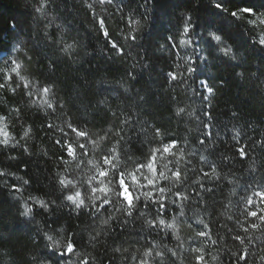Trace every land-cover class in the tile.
I'll return each mask as SVG.
<instances>
[{
  "label": "trees",
  "instance_id": "obj_1",
  "mask_svg": "<svg viewBox=\"0 0 264 264\" xmlns=\"http://www.w3.org/2000/svg\"><path fill=\"white\" fill-rule=\"evenodd\" d=\"M35 2L36 0H0V48H10L17 39L26 42L27 56H32V60L28 62L26 56L24 57L26 71L23 74L26 76L30 74L32 79L42 77L49 61L57 59L56 71L50 78L55 81L57 98L61 102H66V107L62 111L57 107L55 116L60 118L56 119L50 109L42 106L39 99L35 105H30L26 98L6 89L0 90V115L8 117L6 123L9 125L11 135L22 143L24 131L30 130L27 145L32 153L28 155L21 154L20 150H4L5 155H0V167L30 181L29 185L24 186L27 191L22 193L13 194L8 188H0V264H31L30 254L40 257L51 256L52 253L44 247L47 241L42 238L41 231L49 230V225L55 227L56 224L53 221L58 218L66 221V230L69 234L73 232L77 234L78 243L81 245L78 250L103 257L105 251L103 247L97 245V248L93 250L88 244L87 229L89 225H92L94 218L81 215L77 219L75 214L69 217L68 209L49 215L39 208L35 200H29L28 197L32 196L45 201L52 198L59 200L56 190L59 177L56 174L59 173L60 176L71 179L75 171L74 163H62L61 157L65 160L71 158L67 157L63 143L61 145L54 143L56 139L62 138V134L58 130L49 129L48 124L63 127L64 120H71L85 130H90L94 139L98 134H103V130L110 125L119 127L120 120L113 117L112 112H116L120 119H123L120 116L121 112H128L134 120L142 124L163 126L179 140L180 148L185 150V159L180 161V167L184 168L190 177L183 190L191 196V199L185 202L186 206L183 209L185 214L179 216L180 201L177 200L176 204H173L172 201L176 200V197L171 193H165L168 211L164 218L166 222L175 224L174 232L161 226L151 234L147 230L137 234L131 230L134 227L138 228L139 225L130 224L131 235L128 233L121 235L118 227L120 215L116 214L117 220L110 222L115 231L112 236H102L101 239L107 240L109 245L114 239L118 244L124 243L127 239L128 243L124 246L132 244L136 248H141L153 241L157 247L167 244L168 248L178 252V257L174 258L176 264H194V254L190 250L194 247H204L213 255L219 254L222 264H231L230 253L240 251L241 247L233 237L237 233L244 236L245 233L240 227L241 223L248 227L253 220L252 217L244 215V209L259 211V208H264V205L259 204V197L256 196H253L255 205H245L242 201V197L252 195L251 190H245L250 179L254 177L256 180H261L264 177V149L257 145L250 150V159L242 162L234 152L235 141L232 140V136L235 133L232 129L242 130L252 138V141L264 138L261 135L264 133V87H257L260 82L254 79H238L232 69L227 68L220 61H213L214 66L211 72L218 77L215 85L217 91L213 99L214 107L211 109L213 114L211 123L214 127L203 129L201 121L206 119L202 116L204 105L193 91L199 88V84L194 83L193 80H188L187 83L180 81L169 83L166 80V73L169 70L182 71V69H173L174 63H182L173 53L179 52L183 55L178 47L170 48V44L176 41L169 42L166 38L170 35L177 36V20L180 13L185 10L191 13L194 21L203 23L209 20L222 26L230 35V42L234 40L237 45L246 44L247 41L240 36V32L247 33V28L237 29L235 26H229L222 19L221 13L208 6V0H199L198 5L192 0H155L156 19L154 24L145 30L144 39L141 41L144 50H135L139 52L135 60L109 59L110 52L101 51L105 49L106 43L102 35L90 31L92 27L89 23L90 14H86L85 10L79 6L74 7L73 0H67L66 10L62 7L60 11L63 12L64 19L68 20L73 27L71 36L76 37L81 44L79 59L76 63H71L60 58V54L52 49H48L43 55H33L32 46L37 40L40 41L37 52L45 46L43 36L45 21H40L33 26ZM130 6H136L134 0ZM248 6L254 7L257 11H264V0H229L228 3L229 10ZM52 12L55 14V10ZM62 23L63 20L58 19L49 31L55 35V24ZM108 26L110 30H113L116 22H109ZM77 33H79L78 36ZM117 39H119L118 36ZM69 42H71L70 39ZM161 44L168 46L161 50L159 47ZM85 52L90 55H85ZM0 55H6V52L0 51ZM144 63H148L149 68H143ZM132 64H137V67L132 69ZM257 66L258 61L250 62L251 71H255ZM130 70L137 73V79L134 81L127 77V72ZM117 81L126 82L131 87V92L127 96L113 92L114 89H119ZM220 81H223L222 85ZM200 90L203 91V89ZM100 92L108 98L106 105L96 103L103 98ZM139 96H144L147 102H140ZM73 101H76L75 105ZM17 107L21 109L20 113L14 111ZM177 107L186 109L180 117L174 114ZM76 108H79V111ZM233 111L238 113L235 118L231 116ZM188 112H193L195 115L189 117ZM195 116H200L201 120H196ZM82 120H87V125L82 124ZM205 131L212 134L211 138L206 145H200L197 138L204 139L202 133ZM217 131L220 133L219 136L216 135ZM138 132L139 128L135 132L127 133L133 136L134 149L142 147L136 139ZM149 135H151V128H149ZM241 140L242 143L252 142L243 140V137ZM91 148L92 146L89 145L90 151ZM189 152L195 155H187ZM8 155L17 156V159L10 161L7 159ZM179 155L177 151V156ZM200 155L208 157L207 164L199 159ZM224 156L229 159L224 160ZM253 161L256 170L249 172L248 164ZM213 163L218 165L217 172L220 178L214 184L207 180L203 181L206 187L214 188V191L209 194L192 181L201 179V169L211 171L209 165ZM7 182L11 184L17 181L9 176ZM3 183L4 181L0 180V184ZM158 183L167 187L163 181ZM198 191L201 193L200 196L196 194ZM20 196H23V199H18ZM25 201L33 206L36 222L29 223L26 218L19 215ZM88 211H91L90 207ZM109 211L112 210L109 209ZM107 215L108 213L101 210V219L107 218ZM201 220L208 225L207 228L199 223ZM199 230L209 232V237H196L195 233ZM248 235L260 237L261 232L249 228ZM180 243L183 244L182 248L177 247ZM246 246L257 255L264 254L261 252L264 244L260 240H254L252 245ZM108 255L111 256V252ZM253 259L254 257L249 256V261ZM206 260L208 264H216L210 256H206ZM116 264L121 262L117 260Z\"/></svg>",
  "mask_w": 264,
  "mask_h": 264
},
{
  "label": "snow or ice",
  "instance_id": "obj_2",
  "mask_svg": "<svg viewBox=\"0 0 264 264\" xmlns=\"http://www.w3.org/2000/svg\"><path fill=\"white\" fill-rule=\"evenodd\" d=\"M133 0H73V6L83 8L86 14H90L89 23L92 25L90 31L102 35L105 40V49L101 51L110 52L109 59L135 60L139 55L137 49L144 50L141 41L144 39L145 30L149 29L155 22V0H134L136 6L131 7ZM199 4V0H192ZM229 0H208V6L222 14L229 26H235L237 29L241 27L247 28V33L240 32V36L246 39V44L237 45L234 40L230 42V35L225 32L222 26H218L214 21L205 20L203 23L193 20L188 10L180 13L177 20L176 29L177 36H168L167 41H176L170 44V48H179L183 55L179 52L173 53L174 56L182 63H174L173 69H182V71L169 70L166 73L167 82L180 81L187 83L193 80L199 84V88L193 89L196 96L200 97L201 103L204 105L202 116L206 119L201 121L203 129L214 127L211 123L213 114L211 109L214 107L213 99L216 95V83L218 77L212 74L211 68L214 66L213 61L222 62L227 68L233 70V74L240 80L254 79L260 83L257 87H264V11H257L254 7H235L229 10ZM67 0H36L33 4V26L40 21L43 24V36L45 46L40 52L36 49L40 48V41L37 40L33 45V55H43L48 49L60 54L63 58L71 63H76L79 59V50L81 48L80 41L71 36L73 27L71 23L64 19V14L60 9L65 7ZM52 10H55L53 14ZM63 20L62 24H55L56 34L53 35L49 29L57 20ZM116 22L113 30L109 29V22ZM15 28V25H13ZM79 33H77V36ZM117 36L119 39H117ZM69 39L71 42H69ZM165 44H161L160 49H164ZM0 51L6 52V55H0V90H8L13 94L26 98L30 105H35L37 99L46 109H50L55 116L57 107L62 111L66 107V102H61L55 92V81L50 78L57 68V59H52L47 65L46 72L42 77L35 79L24 75L26 71L25 59L31 62L32 56H27L26 42L15 40L10 48H0ZM23 54V55H22ZM85 55L90 53L85 52ZM258 61L255 71L250 70V62ZM90 63V62H89ZM148 63L142 65L143 68H149ZM137 64H132L131 68L135 69ZM239 69V71H236ZM199 73V75H197ZM127 77L131 80L137 79V73L128 71ZM221 85L223 81L219 82ZM119 89H114L117 95L127 96L131 92V87L126 82L117 81ZM200 89H203L201 91ZM206 93V94H205ZM103 97L96 103L98 105L107 104V96L100 92ZM131 99L130 97H128ZM79 99V98H77ZM140 102L146 103L144 96H139ZM76 104V101H73ZM79 111V108H76ZM135 110V109H134ZM20 113L21 109H14ZM186 112L184 107H177L175 115L180 117ZM189 117H193V112H188ZM238 115L235 111L231 116L235 118ZM113 117L120 120L119 127L110 125L103 134H98L96 138H92L90 130L80 127L71 120H64L63 127L56 124H48L49 129L58 130L62 134L61 139H56L54 143L61 145L63 143L64 151L70 160L61 157L62 163L75 164V171L72 178L60 176L57 173V193L59 200L52 198L48 201L29 196V200H35L36 204L44 213L54 215L57 211L68 209V216L79 219L81 215L92 217L93 223L88 226V244L95 250L97 245L104 248L103 257L93 255L92 252L78 250L81 245L78 243L77 234L66 230V221L57 219L53 221L55 227L49 225V230L41 231L42 238L47 241L44 245L45 249L52 253L51 256L40 257L30 254L31 264H116L117 260L121 264H176L174 258L178 257V252L172 248H168L167 244L157 247L155 241L152 243L136 248L132 244L116 243L115 239L111 245L107 240L101 237H110L115 231L111 227L110 222L116 221V214L120 215L118 227L120 234L123 235L131 232L137 234L147 230L149 234L157 231L161 226L175 231V224L166 222L164 216L168 211V204L165 202L167 196L165 193H171L176 197L172 203L176 204L180 201L178 215L183 216L185 202L191 199V196L184 191L185 185L188 184L190 177L187 171L180 167V161L185 159V150L180 148L179 140L169 133L167 128L156 126L155 124H142L138 120H134L133 116L128 112H121L120 119L116 112H112ZM59 119V116H55ZM8 117L0 115V155H5L4 150L16 151L20 150L21 154L27 153L32 155L27 145L30 139V130L23 133L24 142L16 139L11 135L9 125L6 123ZM200 121V116H195ZM82 124L87 125V120H82ZM137 142L142 146L134 149L132 146L133 136L128 132H135ZM151 128V135H149ZM235 133L232 140L235 141L234 152L243 162L248 159L249 152L257 145L264 149V138L252 141L240 129H232ZM69 133L71 135H69ZM219 131L216 135L219 136ZM204 139L197 138L200 145H206L211 138V133L205 131L202 133ZM264 137V133L261 134ZM67 137V139H64ZM251 143H242L241 138ZM89 145L92 146L91 151ZM177 151L180 155L177 156ZM139 152V155H137ZM47 155V153H44ZM187 155L192 156L195 153L189 152ZM7 159L16 160L17 156L8 155ZM199 159L208 163V157L200 155ZM224 160L229 157L224 156ZM211 171L201 169L202 177L199 180L192 181L198 185L204 192L211 194L214 191L212 187H206L204 180L215 183L220 176L217 172L215 163L209 165ZM255 162L248 164L247 171L254 172ZM13 177L17 182L9 184L7 177ZM0 180L4 183L0 184V188H8L13 194L27 191L24 187L29 185L30 181L23 177L17 176L14 172L0 167ZM158 181H163L167 187L161 186ZM246 191L251 190L252 195L242 197L245 205H255L256 201L253 196L259 197V204L264 205V177L256 180L254 177L250 179L246 185ZM197 196L201 193L198 191ZM18 199H23L20 196ZM158 205V207H154ZM89 207L91 211H88ZM259 207V205H257ZM23 210L19 213L21 217L27 219V222L35 221V212L31 204L25 201L22 205ZM109 209L112 211L110 212ZM101 210L108 213L107 218L101 219ZM246 217H252L248 227L242 223L240 227L245 233L241 236L237 233L233 239L239 242L240 251L230 253L232 258L231 264H264V254L257 255L251 251L246 245H252L254 240H260L264 244V208L259 211L244 209ZM98 221V223H97ZM199 223L204 224L201 220ZM139 225L129 231V225ZM207 228L208 225L204 224ZM249 228L260 231V237L249 236ZM39 230V229H38ZM196 237H209V232L199 230L195 233ZM179 240V237H176ZM82 239V237H81ZM138 242V241H137ZM215 243V241H213ZM182 248L183 244L177 245ZM194 254V264H208L206 256H210L211 260L216 264H222L219 254L213 255L204 247H194L190 250ZM111 252V256L108 253ZM264 252V247L261 248ZM249 256L254 257L249 261ZM55 258V259H54Z\"/></svg>",
  "mask_w": 264,
  "mask_h": 264
},
{
  "label": "rangeland",
  "instance_id": "obj_3",
  "mask_svg": "<svg viewBox=\"0 0 264 264\" xmlns=\"http://www.w3.org/2000/svg\"><path fill=\"white\" fill-rule=\"evenodd\" d=\"M0 126H3V122H0Z\"/></svg>",
  "mask_w": 264,
  "mask_h": 264
}]
</instances>
